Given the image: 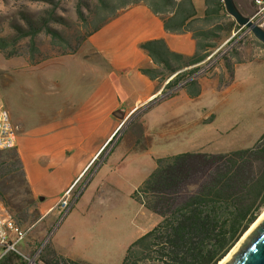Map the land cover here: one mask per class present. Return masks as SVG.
Wrapping results in <instances>:
<instances>
[{
  "label": "rangeland",
  "instance_id": "rangeland-1",
  "mask_svg": "<svg viewBox=\"0 0 264 264\" xmlns=\"http://www.w3.org/2000/svg\"><path fill=\"white\" fill-rule=\"evenodd\" d=\"M95 1L0 0V38L13 36L16 25L24 28L26 18L37 21L53 14L57 22L50 23L51 27L74 47L90 28V25L83 26L77 17V7L87 17ZM228 22L223 20V26ZM218 35L222 39L217 48L192 75L193 80L202 85L201 96L185 101L180 98L184 87L173 88L171 96L139 110L120 133L113 153L54 229L55 211L44 221H36L37 200L31 203L18 167L11 165L15 151L0 152V201H5H1L4 214L10 215L18 227L27 232L24 243L28 252L42 246L41 256L48 253L57 256L55 248L68 257L84 259L90 264H121L127 247L159 221L158 216L147 211L134 196L156 167V159L184 152L223 154L256 144L264 134V77L262 86L254 88L244 84L248 75L245 78L241 70L237 78H231L227 65L260 64L264 76V48L254 42L246 28H233L228 32L225 29ZM35 47L38 52L32 56V61L28 39L0 52V101L12 123L18 120L29 127L47 118L51 82L56 81L64 91L70 90V81L85 72L73 59L56 62L64 57L61 47L53 45L45 34L36 37ZM9 52L15 55L7 57L5 54ZM248 74L254 80L255 72ZM192 90L194 87H189V91ZM119 157H123L125 163L115 168ZM110 168L114 175L101 187V178ZM18 204L29 205L30 217L26 222L16 212Z\"/></svg>",
  "mask_w": 264,
  "mask_h": 264
},
{
  "label": "trees",
  "instance_id": "trees-1",
  "mask_svg": "<svg viewBox=\"0 0 264 264\" xmlns=\"http://www.w3.org/2000/svg\"><path fill=\"white\" fill-rule=\"evenodd\" d=\"M139 3L160 17L165 31L189 32L195 40V53L189 58L170 52L161 40L140 44L151 61L162 68L161 71L146 68L140 72L150 80H168L163 92L198 70L222 39L219 32L240 28L226 14L221 0H204L202 16L197 15L192 0H96L87 17L77 7V17L83 26L90 25V28L76 46L69 45L68 40L51 27L50 23L57 22L51 14L37 21L26 18L24 28L14 26L13 36L0 38V52L28 39L32 61V56L38 52L35 39L43 33L53 45L61 47V55L74 54L89 36L121 10ZM225 19L229 22L223 26ZM254 42L264 48L256 40ZM5 55L11 57L15 53ZM227 69L232 78L233 65H227ZM191 86L194 90L189 91ZM183 87L190 97L200 93L196 80L188 81ZM12 150L15 153L12 156L14 165H11L18 167L32 203L34 197L18 153ZM155 164L134 196L147 211L158 216L159 221L127 247L121 264H217L264 208V134L251 148L223 154L184 152L158 158ZM27 206L16 205V212L23 222L30 217ZM35 218L36 221L40 219L38 211ZM41 261L45 264H78L51 253L41 256Z\"/></svg>",
  "mask_w": 264,
  "mask_h": 264
},
{
  "label": "crops",
  "instance_id": "crops-1",
  "mask_svg": "<svg viewBox=\"0 0 264 264\" xmlns=\"http://www.w3.org/2000/svg\"><path fill=\"white\" fill-rule=\"evenodd\" d=\"M235 2L244 14L253 8L251 0ZM192 3L197 15L202 16L204 0H192ZM156 40L163 41L170 52L185 58L195 53V40L191 33L165 31L160 17L151 13L143 4L121 10L116 17L89 36L74 54L56 60L73 59L85 72L70 81V90L64 91L56 81L51 82L50 107L46 120L31 127L18 120L13 123L17 128L15 150L31 193L38 203V221L42 222L53 214L58 200L83 177L117 128L129 116L145 109L163 90L168 80H150L140 72L146 68L162 70L140 48L141 43ZM240 70L245 78L248 75L244 84L254 88L262 86L263 65L234 63L232 78H237ZM247 70L255 72L254 80ZM198 85L200 93L197 97H190L183 89L180 98L198 99L203 90L202 85ZM116 112L119 113L115 116ZM120 116L123 118L120 119ZM113 151L114 147L102 164ZM124 163L123 157H119L113 167L119 168ZM102 164L94 175L102 168ZM113 175L111 168L104 173L101 187ZM4 213L0 201V215ZM150 229L139 234L136 239ZM20 249L25 254L31 252H28L29 248L24 242ZM53 251L57 256L75 263L90 264L84 259L68 257L55 248ZM1 264H18V261L15 256L9 255Z\"/></svg>",
  "mask_w": 264,
  "mask_h": 264
},
{
  "label": "built area",
  "instance_id": "built-area-1",
  "mask_svg": "<svg viewBox=\"0 0 264 264\" xmlns=\"http://www.w3.org/2000/svg\"><path fill=\"white\" fill-rule=\"evenodd\" d=\"M253 8L248 14H245L249 20L255 25L264 28V0H252ZM209 59V58H208ZM193 80L191 75L188 79L178 83L176 86L169 88L153 99L152 102H156L159 99L166 98L173 94V88L183 87L185 83ZM151 102V103H152ZM139 112V111H137ZM134 113L129 116L114 132L112 138L105 144L104 148L99 152L95 158L94 163L87 169L83 177L77 180L58 200L54 210L57 213V221L53 229L60 223V221L70 211L72 206L76 204L82 191L90 182L92 176L98 167L103 163L108 156L113 146L117 142V139L126 128L131 118L137 114ZM17 128L12 123L9 113L5 106L0 101V152L9 151L15 149ZM27 232L22 231L15 221L8 214L0 215V264L1 261L9 255L16 257L18 264H45L41 261L42 246L37 249H33L30 253L25 254L20 249V245L24 242ZM50 236V234H49Z\"/></svg>",
  "mask_w": 264,
  "mask_h": 264
},
{
  "label": "water",
  "instance_id": "water-1",
  "mask_svg": "<svg viewBox=\"0 0 264 264\" xmlns=\"http://www.w3.org/2000/svg\"><path fill=\"white\" fill-rule=\"evenodd\" d=\"M226 14L240 28H246L264 46V28L252 23L239 9L235 0H221ZM119 112L114 113L116 116ZM123 117L120 116V119ZM236 248L222 264H264V215L244 234Z\"/></svg>",
  "mask_w": 264,
  "mask_h": 264
},
{
  "label": "bare ground",
  "instance_id": "bare-ground-1",
  "mask_svg": "<svg viewBox=\"0 0 264 264\" xmlns=\"http://www.w3.org/2000/svg\"><path fill=\"white\" fill-rule=\"evenodd\" d=\"M264 215V210L262 211V213L257 217V219L251 224V226H250V228L245 232V234H247L249 231H250V229L257 223V221L262 217ZM243 236H245L244 234H243ZM242 236V237H243ZM236 248V246H234L228 253H227V255H225L224 257H223V259H221L217 264H222L225 260H226V258L232 253V251L234 250Z\"/></svg>",
  "mask_w": 264,
  "mask_h": 264
},
{
  "label": "flooded vegetation",
  "instance_id": "flooded-vegetation-1",
  "mask_svg": "<svg viewBox=\"0 0 264 264\" xmlns=\"http://www.w3.org/2000/svg\"><path fill=\"white\" fill-rule=\"evenodd\" d=\"M251 3L253 4V1L251 0Z\"/></svg>",
  "mask_w": 264,
  "mask_h": 264
}]
</instances>
